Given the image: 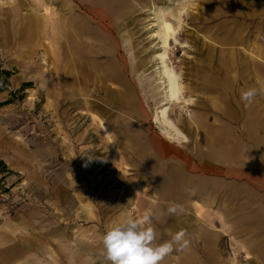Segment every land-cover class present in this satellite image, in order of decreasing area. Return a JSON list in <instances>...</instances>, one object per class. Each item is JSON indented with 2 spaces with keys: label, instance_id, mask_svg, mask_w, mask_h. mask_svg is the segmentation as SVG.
<instances>
[{
  "label": "rangeland",
  "instance_id": "1",
  "mask_svg": "<svg viewBox=\"0 0 264 264\" xmlns=\"http://www.w3.org/2000/svg\"><path fill=\"white\" fill-rule=\"evenodd\" d=\"M108 1L95 0L106 9ZM149 1L108 5L116 50L111 57L105 52L96 57L102 49L96 32L102 26L96 15L80 9L86 0H70L74 11L86 14L89 29L88 45L76 48L81 87L66 73L58 84L53 50L47 57L46 42L25 32L24 15L37 14V1L0 0V67L12 72L9 90L0 95L1 102L12 99L0 106V239H10L0 244V264H108L100 238L112 223L140 217L152 206L166 210L172 202L185 211L156 223L159 242L183 230L190 246L174 251L163 264H264V180L247 178H264V95L248 107L240 99L249 87L264 89V0H153L171 19L170 14L185 10L168 63L184 87L169 114L187 140L169 142L167 160L154 159L145 139L133 146L124 133L132 124L131 107L119 94L131 87L135 105L149 115L137 127L148 130L147 136L153 130L165 138L155 121L162 98L150 60L158 47L143 11ZM49 3L55 10L64 0ZM33 21L37 28V16ZM44 56L52 58L49 66ZM113 62L116 81L109 75ZM37 71L42 86L28 78ZM251 108L261 123L249 134ZM212 130L224 133L209 140ZM153 139L154 152L159 142ZM217 146L234 153L245 148L259 155L261 166L243 170L240 164L216 162L212 149ZM239 158L234 155L231 162ZM213 160L221 173L210 167ZM178 167L185 172L169 173ZM23 221L29 233L22 243L28 242L29 250L17 244Z\"/></svg>",
  "mask_w": 264,
  "mask_h": 264
},
{
  "label": "bare ground",
  "instance_id": "2",
  "mask_svg": "<svg viewBox=\"0 0 264 264\" xmlns=\"http://www.w3.org/2000/svg\"><path fill=\"white\" fill-rule=\"evenodd\" d=\"M86 1L87 3H82L79 6L80 9L81 10L85 9L88 12H91L92 15H96L97 18L95 16L94 18H96L98 23L102 26V28H100L101 29L100 32L99 31L96 32L97 37L101 39V42H99L98 45L100 44V46L102 47V49H100L99 47V49L96 50L95 52L96 57L102 52H105L106 54L109 55V57H111V55H113L116 49H115V42L111 40V36L113 35V33H112L111 23L108 22L109 19L111 20L110 13L108 12V5L109 4L110 6L112 5V8L114 9L115 6L118 4V2L117 0H109L107 2V9H106V7L102 5V3L101 4L96 3L95 0H86ZM67 3L69 4L70 0L67 1L66 3L64 0V5L62 7L55 8V10H51L50 7L46 6L41 11L37 10V14L34 15L39 17L43 21L40 24L43 27V32L45 33V36H47L46 43L44 46V48L47 49L45 53L46 56L49 57L47 53L48 50L51 49L53 50L52 57L55 60L54 68L57 77V83L58 84L61 83L62 76L63 74L66 73V75L70 74L73 77L74 82H79V86L81 85L82 87L84 78L78 66L79 65L78 54L76 48L78 47L79 43L86 44L87 42L88 45V39L84 38V34L86 33L85 31H87L88 34L89 29L87 27L88 24L86 25V21H85L86 14H84L81 11L79 12L74 11L73 7L70 6V4L67 5ZM42 11H44L45 13L40 14L42 13ZM143 11L147 13L146 20L149 23L148 28L150 30V37L154 40V45L158 47V50L155 52L154 55L151 56L150 60L155 61L156 70H157L155 76L158 79L156 86L158 93L162 98L160 102L162 105L156 108L155 121L158 124L159 129L164 134L165 138H163L157 132L152 130L149 120L148 123L146 124L151 128L154 135L152 134V136L151 135L147 136L148 130H144L137 127L138 126L137 123L145 121L146 119H148L147 117H149V115L143 109L142 110L139 109V106L135 105L137 103V98L135 95L136 93H134L131 87L129 88V86L128 88L119 91L121 99L123 98L125 102L131 107L130 110L128 111V116L130 118L129 121L132 124L125 128L124 133L125 134L128 133V136L131 138L130 141L132 142L133 146L134 145L137 146L138 143H136V140L145 139V147L149 149V152L151 153L154 159L167 160L168 157L172 155L169 142L184 144L187 140V136L185 135V133L182 131L180 126H178L171 119L169 114L170 106L177 105L180 102L181 96L183 95L184 92L183 91L184 87L180 81V75L168 63L169 52L171 50L172 41L178 42L177 35L181 27L182 15L184 14L185 10L183 9L179 10L177 15L173 13L170 14V16L172 17L171 19L170 17L165 15V11L162 8H160L155 1L151 0L144 5ZM32 15L33 13L24 15L25 26H26L25 32L30 37H32L36 33L35 26L32 23L34 22ZM47 26L49 27L47 28ZM92 43L95 42L92 41ZM154 45L152 44L151 47H153ZM89 52L93 53V49L92 50L90 49ZM47 57L44 58V60H46L49 66L50 60L52 58L50 60H47ZM67 59L70 60L69 62L65 63ZM111 67L113 69L111 71L112 73L109 75L111 76V80L116 81L119 78L117 71L118 70L117 63L116 62L111 63ZM28 78L31 80H36L37 83L40 84L41 86L44 85L43 84L44 81L39 76L38 71L35 73H31L28 76ZM113 84L116 83L113 82ZM192 122L198 123L194 117H192ZM192 122H190L191 125L194 124ZM153 137L154 138L157 137L159 142L158 145H154L155 148L158 150L156 151L154 149V152L151 149V144L154 141ZM185 162L187 163V166L190 167L192 160L188 158L187 160H185ZM175 171L181 172L180 168H177L175 170L169 171V173H174ZM167 175L169 174L167 173ZM88 206L89 205H87V207Z\"/></svg>",
  "mask_w": 264,
  "mask_h": 264
},
{
  "label": "clouds",
  "instance_id": "3",
  "mask_svg": "<svg viewBox=\"0 0 264 264\" xmlns=\"http://www.w3.org/2000/svg\"><path fill=\"white\" fill-rule=\"evenodd\" d=\"M258 94L264 95V89L258 92L249 87L241 91L240 99L248 107ZM184 211L183 205L172 202L166 210L152 206L140 217L125 216L112 223L100 238L105 260L108 264H163L174 251L187 250L190 240L185 231L169 232V239L161 243L156 227L166 214L179 218Z\"/></svg>",
  "mask_w": 264,
  "mask_h": 264
},
{
  "label": "crops",
  "instance_id": "4",
  "mask_svg": "<svg viewBox=\"0 0 264 264\" xmlns=\"http://www.w3.org/2000/svg\"><path fill=\"white\" fill-rule=\"evenodd\" d=\"M37 2H34L33 3V7H35L38 11H41L42 9H44L46 6L49 7L50 3H49V0H36ZM261 3V2H260ZM262 3H264V1H262ZM32 7V9H33ZM34 17V14L32 15ZM37 28L35 27V30H36V33H37V37L39 38L40 40V43H45L46 42V37L45 36V33L43 32V27L42 25L40 24V20H39V17H37ZM49 26H47L48 28ZM242 39V38H241ZM253 58H256L255 60L257 62H261L262 60L260 59V57L258 56H253ZM256 62V63H257ZM263 62V61H262ZM257 114L258 115V112L256 110L253 109L252 111V108L250 109L249 111V115L248 117L246 118L247 119V124L249 125V134L252 132H254L256 129H257V126L261 123V118L260 117H257ZM197 122L199 123L198 119L196 117H194ZM196 125V124H195ZM200 125V124H199ZM196 129L198 130V127L197 125L195 126ZM224 131H211L210 135H209V140H214V138L220 134H223ZM228 136V134H227ZM212 152L214 153V155L216 156V159L215 161L216 162H226V163H234V164H240V166L242 167L243 170H252V169H257L261 166V162H260V159H259V155L258 154H252V152L248 151L247 149H241V151H237L236 153H234L233 151L231 150H227L225 149L224 146H217L216 148H213L212 149ZM240 156V158L238 160H236L235 162H231L232 159L231 157L233 156ZM230 157V158H229ZM260 157H262V154L260 155ZM226 159V160H225ZM216 162L211 161V165L210 167H212V170L216 173V174H219L223 171V169L221 168H218L216 166ZM180 168V167H178ZM189 168V167H188ZM195 169H193L194 171H196V166L194 167ZM181 171L185 172L184 169L180 168ZM242 171V170H241ZM186 174H184L183 176H185ZM246 176H248V173L246 174ZM248 179H250L252 182H255V183H263V180L264 178H261L258 176V178H253V176L250 177H247ZM216 182V181H215ZM26 222L23 221V223L21 224V226H18V229L19 230H23V237H20L19 241L17 242V244L20 246V247H23V249L25 250H29L30 248V245L28 244V242H25V243H22L23 239L22 238H25L27 239V230H28V226L25 224ZM30 221L27 220V224H29ZM25 231V232H24ZM29 233V232H28ZM29 235H32V234H29ZM4 236V235H3ZM10 242V239L8 240V238H2L0 239V244L1 245H4L5 243H9ZM9 248V247H8ZM22 249V248H21ZM22 249V250H23Z\"/></svg>",
  "mask_w": 264,
  "mask_h": 264
},
{
  "label": "trees",
  "instance_id": "5",
  "mask_svg": "<svg viewBox=\"0 0 264 264\" xmlns=\"http://www.w3.org/2000/svg\"><path fill=\"white\" fill-rule=\"evenodd\" d=\"M11 77H12L11 71L0 67V95L9 90L11 86V81H10ZM12 95L14 94L12 93ZM11 102H12V99H9L6 102L0 101V106H2L3 104L11 103ZM1 163L4 164L3 161H1Z\"/></svg>",
  "mask_w": 264,
  "mask_h": 264
}]
</instances>
